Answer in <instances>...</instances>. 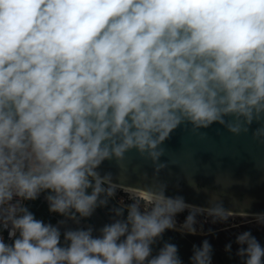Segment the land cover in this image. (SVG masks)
<instances>
[{
	"label": "clouds",
	"instance_id": "clouds-1",
	"mask_svg": "<svg viewBox=\"0 0 264 264\" xmlns=\"http://www.w3.org/2000/svg\"><path fill=\"white\" fill-rule=\"evenodd\" d=\"M262 118L264 0H0V229L14 238L0 236V264H182L175 244L152 247L178 213L189 211L181 230L193 235L198 214L234 213L161 186L143 210L133 196L100 236L67 230L61 245L59 228L24 201L48 191L49 211L79 223L115 195L96 171L104 160L136 149L158 171L160 146L182 123L239 135ZM253 137L264 143V126ZM236 243L243 264H264L251 232ZM211 254L205 240L191 264Z\"/></svg>",
	"mask_w": 264,
	"mask_h": 264
},
{
	"label": "water",
	"instance_id": "water-1",
	"mask_svg": "<svg viewBox=\"0 0 264 264\" xmlns=\"http://www.w3.org/2000/svg\"><path fill=\"white\" fill-rule=\"evenodd\" d=\"M262 126L264 118L235 135L219 123L194 131L184 122L160 146L164 153L158 163L165 167L158 171L136 149L126 152L123 161L104 160L96 171L110 175L113 184L148 194L162 186L166 196L182 197L195 207L219 204L233 213L264 215V143L253 137ZM96 221L98 235L111 223L98 216Z\"/></svg>",
	"mask_w": 264,
	"mask_h": 264
},
{
	"label": "flooded vegetation",
	"instance_id": "flooded-vegetation-1",
	"mask_svg": "<svg viewBox=\"0 0 264 264\" xmlns=\"http://www.w3.org/2000/svg\"><path fill=\"white\" fill-rule=\"evenodd\" d=\"M116 189L115 195L113 197L108 198L107 204L104 206H98L93 214L90 217L87 218H81L77 214V219L79 220V223L76 221L69 219L65 216H62L58 213H52L49 211V203L46 200L47 195L50 193L48 191H43L38 195V198L35 200L27 201L26 207L29 209L30 212H32L36 219L42 220L46 224H51L53 226H56L59 228V231L61 233V245L64 244V233L67 230H77V229H87L91 227L94 229L97 227L98 222L97 216L102 218H105L108 220V222H114L116 219H126L127 217V209L125 206L132 204L134 202L133 196H137V194L131 195L129 193V190H126V187L119 186ZM89 193L91 192V189L88 190ZM117 196V197H115ZM101 199H104L103 196H101ZM142 204V202H141ZM125 207L124 215L122 217H117L115 215V209ZM142 210H143V204H142ZM60 221H63V224L59 223ZM93 236L97 237L100 236L97 233L93 232ZM172 243L175 244L178 248V256L180 260L182 261V264H191V257L193 255V248L194 246L200 247L202 245L199 241H189L184 237L182 234H176L172 233L169 234L166 230L162 237L159 238L153 247V255L157 254L159 249L163 246V244ZM211 259L216 260L219 264H236L234 260H232L231 256L224 258L223 253L216 252L214 248H212V254Z\"/></svg>",
	"mask_w": 264,
	"mask_h": 264
},
{
	"label": "rangeland",
	"instance_id": "rangeland-1",
	"mask_svg": "<svg viewBox=\"0 0 264 264\" xmlns=\"http://www.w3.org/2000/svg\"><path fill=\"white\" fill-rule=\"evenodd\" d=\"M129 193L131 195L136 194V192L130 190ZM134 197L139 198L142 204L144 202L145 205H149L153 200L152 197H146L147 200L139 195H134ZM188 215L189 211L187 209L184 212L178 213L175 216L176 228L167 230L168 233L182 234L186 239L192 242L197 240L203 243V241L207 240L216 252L223 253L225 259L231 256L232 260H234L236 264H243L244 259L237 255V250L240 245L236 243V237L240 233L245 231L251 232L261 246L264 247V222L258 221L256 219L257 216L255 215L234 213V215L226 221L216 220L213 222V217L208 216L206 213L198 214L194 225L197 229L195 235L181 230V225H183ZM228 244H231V251L225 250V246ZM211 264L219 263L216 260L211 259Z\"/></svg>",
	"mask_w": 264,
	"mask_h": 264
},
{
	"label": "built area",
	"instance_id": "built-area-1",
	"mask_svg": "<svg viewBox=\"0 0 264 264\" xmlns=\"http://www.w3.org/2000/svg\"><path fill=\"white\" fill-rule=\"evenodd\" d=\"M24 204L26 206L27 204V201H24ZM18 235V234H17ZM0 236L3 237L4 241L8 244H11L13 242V239H10L9 236H8V230L7 229H0Z\"/></svg>",
	"mask_w": 264,
	"mask_h": 264
},
{
	"label": "bare ground",
	"instance_id": "bare-ground-1",
	"mask_svg": "<svg viewBox=\"0 0 264 264\" xmlns=\"http://www.w3.org/2000/svg\"><path fill=\"white\" fill-rule=\"evenodd\" d=\"M125 188V187H124ZM126 190H130V191H134V192H136V194L137 195H139V196H142V197H144L145 199H146V197H148V198H150V197H152L153 198V196L151 195V194H148V193H145V192H142V191H138V190H134V189H130V188H126ZM147 200V199H146ZM151 201V200H150ZM199 208V207H198ZM203 209V208H202ZM235 214H238V213H235ZM246 215V214H245ZM255 216H258V215H255Z\"/></svg>",
	"mask_w": 264,
	"mask_h": 264
}]
</instances>
